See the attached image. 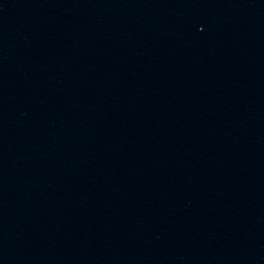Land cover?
I'll return each instance as SVG.
<instances>
[{"label": "water", "instance_id": "water-1", "mask_svg": "<svg viewBox=\"0 0 264 264\" xmlns=\"http://www.w3.org/2000/svg\"><path fill=\"white\" fill-rule=\"evenodd\" d=\"M232 1L0 0V264H58Z\"/></svg>", "mask_w": 264, "mask_h": 264}]
</instances>
